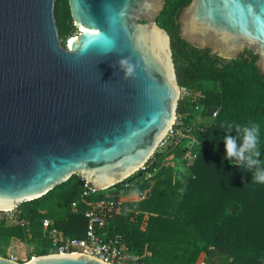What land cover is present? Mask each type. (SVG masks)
Masks as SVG:
<instances>
[{
	"label": "water",
	"instance_id": "obj_1",
	"mask_svg": "<svg viewBox=\"0 0 264 264\" xmlns=\"http://www.w3.org/2000/svg\"><path fill=\"white\" fill-rule=\"evenodd\" d=\"M163 2L66 0L78 31L64 47L54 0H0V211L70 175L99 191L141 174L179 98L169 37L155 22ZM176 22L180 38L222 59L251 51L264 74V0H189ZM0 264L107 263L69 253Z\"/></svg>",
	"mask_w": 264,
	"mask_h": 264
},
{
	"label": "trees",
	"instance_id": "obj_2",
	"mask_svg": "<svg viewBox=\"0 0 264 264\" xmlns=\"http://www.w3.org/2000/svg\"><path fill=\"white\" fill-rule=\"evenodd\" d=\"M188 2L164 0L155 20L168 34L177 85L187 92L179 96L175 116L197 144L194 155L182 160L188 170L184 184L173 179L176 169L171 163L186 149L174 146L163 151L159 145L144 162L149 177L134 173L111 187L121 195L140 191L145 195L124 201L108 218L101 238L115 239L125 252H146L141 264H256L264 247V184L254 182L250 171L226 158L224 137L230 124L258 123L264 161V74L256 70V56L249 50L227 60L180 38L176 16ZM53 18L64 46L71 28L66 0H54ZM195 116L206 118L207 124L196 129ZM169 155L171 159H166ZM80 190L78 176L70 175L44 195L20 203V215L30 218V235L0 222V256L8 257L4 247L12 239L31 245L18 262L45 254L39 217L49 218L66 236H81L86 219L81 213L85 205L78 201ZM88 198L104 197L93 193Z\"/></svg>",
	"mask_w": 264,
	"mask_h": 264
},
{
	"label": "built area",
	"instance_id": "obj_3",
	"mask_svg": "<svg viewBox=\"0 0 264 264\" xmlns=\"http://www.w3.org/2000/svg\"><path fill=\"white\" fill-rule=\"evenodd\" d=\"M68 39L65 40L64 47H66ZM178 92H181V95L187 94L183 88H179ZM214 115L215 112L211 114V117H214ZM195 128L200 129L201 127L195 126ZM167 137L170 138L172 147L181 144L185 149L190 146L193 140L189 134V128L183 127L180 119H177L176 116L162 142ZM192 155H194V153ZM139 171L144 178L150 176L144 164L140 166ZM78 180L81 183L78 201L85 205V209L81 211L86 219L83 234L75 237L66 236L60 229L52 226V222L49 218L39 217L38 225L40 234L46 241L45 254L83 253L95 257L107 264H141L142 256L146 255V252L142 255L125 252L123 246L115 239L103 240L101 238L102 230L108 218L122 208L123 201L117 198L89 199L88 197L95 191L86 184L80 176H78ZM144 195V191L136 193V200L143 199ZM70 207L74 209L76 207V202L72 201ZM20 212L21 211H18L17 208L10 211H0V222L23 229V232L28 237L30 235V218L21 216ZM32 256L34 255H30L29 258ZM8 258L16 260L12 256H8ZM199 264L206 263L201 261ZM256 264H264V247L262 248L261 256Z\"/></svg>",
	"mask_w": 264,
	"mask_h": 264
},
{
	"label": "clouds",
	"instance_id": "obj_4",
	"mask_svg": "<svg viewBox=\"0 0 264 264\" xmlns=\"http://www.w3.org/2000/svg\"><path fill=\"white\" fill-rule=\"evenodd\" d=\"M121 63H127V61H121ZM132 71V66H129L127 73L131 74ZM260 131V125L255 122L230 124L225 132L224 147L226 158L250 171L254 182L264 184V161L260 158ZM233 132L235 135L231 134Z\"/></svg>",
	"mask_w": 264,
	"mask_h": 264
},
{
	"label": "rangeland",
	"instance_id": "obj_5",
	"mask_svg": "<svg viewBox=\"0 0 264 264\" xmlns=\"http://www.w3.org/2000/svg\"><path fill=\"white\" fill-rule=\"evenodd\" d=\"M74 33H75L74 29L70 28L68 30L67 36L74 35ZM67 36L65 37V40H67ZM179 96H181V92L179 93ZM207 122H208V120L206 118L203 119V118H199L197 116L194 117V126H201L202 127V126H205L207 124ZM194 145H195V143H194ZM194 145L191 147V149L187 148L186 150H184L181 153L180 156L173 159L171 165H174V163L175 164L178 163V165L183 166L184 165L182 162L183 158H185V157L187 158L189 154L191 155L193 153V151L196 149L194 147ZM179 146H181V144H179ZM169 147H172V145H171L170 138L167 137L161 143L160 149H162L163 151H167ZM166 159H171V155L167 156ZM94 194L97 196L104 197V198H111L115 195L112 188L95 191ZM17 209H18V211L20 210L19 208H17ZM4 224H7V223H4ZM4 249H5V253L8 256H12L15 259H18V258L24 257L25 255H27V253L30 252L31 245L29 242L25 241L24 239H12V242L8 245V247H4Z\"/></svg>",
	"mask_w": 264,
	"mask_h": 264
},
{
	"label": "crops",
	"instance_id": "obj_6",
	"mask_svg": "<svg viewBox=\"0 0 264 264\" xmlns=\"http://www.w3.org/2000/svg\"><path fill=\"white\" fill-rule=\"evenodd\" d=\"M194 143H195V141L192 140V142H191V144H190V146L188 148L191 149V147L194 145ZM196 146H197V144L195 143L194 147H196ZM172 167H174L176 169L175 170V174L176 175L173 177V179L175 181H178L181 184H184V177L186 176V174L188 172L186 166L185 165L181 166V165H178V163H176V164L174 163V165H172ZM114 194L115 195L113 197H111V198H117V199L122 200L123 202L124 201H129V202L137 201L136 200V193H134V192H129V193L125 194V195H121L120 193H116L114 191Z\"/></svg>",
	"mask_w": 264,
	"mask_h": 264
},
{
	"label": "flooded vegetation",
	"instance_id": "obj_7",
	"mask_svg": "<svg viewBox=\"0 0 264 264\" xmlns=\"http://www.w3.org/2000/svg\"><path fill=\"white\" fill-rule=\"evenodd\" d=\"M71 28H73L74 29V31H75V33L74 34H76L77 33V29H75L73 26H72V21H71ZM72 37V36H71ZM71 37H69V38H71ZM68 39V38H67Z\"/></svg>",
	"mask_w": 264,
	"mask_h": 264
},
{
	"label": "bare ground",
	"instance_id": "obj_8",
	"mask_svg": "<svg viewBox=\"0 0 264 264\" xmlns=\"http://www.w3.org/2000/svg\"><path fill=\"white\" fill-rule=\"evenodd\" d=\"M73 36V35H72ZM71 37V36H70ZM69 39H72V38H69Z\"/></svg>",
	"mask_w": 264,
	"mask_h": 264
}]
</instances>
